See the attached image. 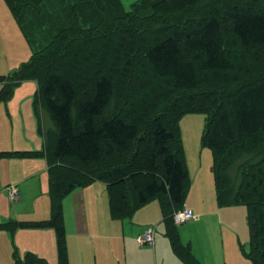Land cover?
Returning <instances> with one entry per match:
<instances>
[{
    "label": "trees",
    "instance_id": "obj_1",
    "mask_svg": "<svg viewBox=\"0 0 264 264\" xmlns=\"http://www.w3.org/2000/svg\"><path fill=\"white\" fill-rule=\"evenodd\" d=\"M5 1L32 53L13 72L0 75V101H8L20 82L35 80L38 84L35 100L42 99L57 132L49 131L41 150L0 151L1 157L45 156L50 199L47 219L10 220L0 227L11 231L19 227L53 228L57 264H69L63 198L76 187L100 180L106 184L113 218L129 217L134 207L154 196L166 197L171 209H163L165 233L173 251L185 264H201L179 239L174 226L173 213L184 206L188 173L180 157L168 147L174 133L164 124L167 116L154 117L153 126L145 136L139 135L135 121L119 113L100 122H96V117L103 113L114 94L116 59L121 57L118 48L131 57L133 49L141 53L143 69L146 67L153 78H168L176 89L195 91L199 71L230 69L231 60L217 17L220 7H206L197 16L189 17L201 0H140L129 11L120 0ZM176 13L180 15L171 25L157 28L159 22L166 24L167 16ZM224 13L242 46L264 44V9L251 10L233 4L226 7ZM113 36L118 41L110 50ZM126 37L130 38L127 44ZM109 52L113 53V66L107 62ZM187 52L199 55L198 62L188 58ZM131 61L132 58H127L118 72L121 79L132 69ZM82 81L85 85L80 86ZM78 84L82 89L79 93ZM215 91L204 90L201 97H184L182 103L174 104L168 113L207 111L203 137L215 161L219 200L246 204L250 231L248 257L253 264H264V252L259 247L264 241V237L261 238L264 160L244 165L241 183L233 193L223 175V169L233 159L228 154L235 144L260 134L264 126V79L235 85L224 97H219ZM77 94L81 97L77 101L76 118H73L72 106ZM51 134L55 138L52 147ZM134 142L136 146L124 164L110 163L101 168L104 159L114 161L116 155L126 154ZM77 164L85 169H79ZM97 165L101 167L94 168ZM14 258V264H49L45 258L31 252L22 260Z\"/></svg>",
    "mask_w": 264,
    "mask_h": 264
},
{
    "label": "rangeland",
    "instance_id": "obj_2",
    "mask_svg": "<svg viewBox=\"0 0 264 264\" xmlns=\"http://www.w3.org/2000/svg\"><path fill=\"white\" fill-rule=\"evenodd\" d=\"M138 1L140 0H120L126 11L131 10L133 4ZM233 4L251 10L264 9V0H201L194 11L189 14V17L191 15L195 17L198 13H202L206 7H220L217 17L221 23L225 49L231 60L230 69L206 73L199 71V82L195 91L176 89L168 78H153L146 67L143 69L141 53H137L133 49L130 53L133 54L131 57L123 54L122 48H118V54L121 57L116 59L118 61L116 62L117 69L113 75L114 94L103 113L96 117V122H100L106 117L119 113L129 120L135 121L139 127V135L145 136L153 126L154 117L163 119V116H167L164 124L174 133V138L168 142V147L180 157L188 173L182 202L184 206L192 209L196 217L191 221L174 224V226L179 239L189 247L193 256L201 264H253L248 257L250 231L247 224L246 204L223 202L218 197L217 181L214 174L215 161L211 149L204 143L203 137L207 111L200 109L187 110L178 114L168 113L174 104L182 103L184 97L186 99H190L191 96L201 97L202 91L210 89L216 90L215 93L219 97H224L235 85L264 79V44L254 46L240 44L231 30L229 19L224 15L225 8L231 7ZM179 15L180 13H176L167 16L169 21L166 24L159 22L160 25L156 27L171 25L172 20H175ZM112 40L110 50L111 47H114L113 44L118 41L114 36ZM129 40L130 38L126 37L125 44ZM31 53L32 48L9 6L5 0H0V75L13 72L20 63L30 58ZM187 57L194 63L199 60V55L194 52H187ZM127 58H132V69H129L123 76L124 79H121L122 76L118 72L122 66H125ZM113 60V53L109 52L107 62L112 64L111 66L115 64L112 63ZM109 68L111 69V67ZM37 85L36 81L22 83L15 89L7 102L0 101V133L5 128H8L10 133V115H12L14 122H18L24 130V140L32 143L34 147H37L38 140H42L34 106L45 108L48 112L41 98L35 100ZM82 85H85L84 82L80 86ZM77 88L78 93L81 92L79 84ZM80 97L81 95L77 94L76 101L73 103V118H76L77 101ZM14 105H19L17 111L14 109ZM27 107H29L28 110H26ZM15 112L18 117H15ZM139 113L141 118H139ZM75 124L79 125L76 120ZM260 132L255 137L237 142L230 151L235 156L228 154L233 159L223 169V175L226 180L225 184L227 187H231L232 193L241 183V170L244 165L264 160V126ZM51 135L50 147L55 139L53 134ZM135 146L136 142L126 154L116 155L115 160L111 162L104 159L102 167L97 165L94 168H103L110 163L111 165L124 164ZM43 147H45L44 141H41L40 148ZM36 162L40 163L41 168L37 171L36 176L27 179L25 184L28 187L26 192L31 199L24 202L21 207L24 213L30 214L35 210L34 203H31L33 198H38L39 203L44 199L49 217L48 174L43 170L44 161L39 159ZM66 163H71V161ZM75 166L85 169L84 166L80 167V164ZM17 184L15 182L10 185ZM42 185L45 186L43 194ZM7 186L0 182V203L5 206H8L9 203L15 205L9 198ZM19 188L23 195L22 187ZM72 191L74 189L63 198L64 201L68 197L66 205L68 212L73 207ZM227 199L230 200V197ZM22 202L16 201V203ZM180 205H174V207ZM163 209H171V204L166 197L157 195L146 203L134 207L128 218L115 219L118 221H114L112 223L114 225L107 226L103 230L92 229L88 233L82 234L75 231L72 234L67 226L66 242L69 264H185L173 251L165 233ZM11 219L31 220L29 218L18 219L17 217ZM147 226H153L156 230L157 244L155 243L154 248L150 245L141 246L137 241V235ZM90 237H93L94 240L93 238L91 240ZM263 237L264 232L261 233V238L263 239ZM42 242L44 247L40 246ZM259 247L264 252V241L260 242ZM27 252L36 255L39 252L38 256L44 257L49 264H57L56 251L51 244L49 233L39 234L38 230L33 227H19L14 231L0 227V264H14L15 256L22 260Z\"/></svg>",
    "mask_w": 264,
    "mask_h": 264
},
{
    "label": "crops",
    "instance_id": "obj_3",
    "mask_svg": "<svg viewBox=\"0 0 264 264\" xmlns=\"http://www.w3.org/2000/svg\"><path fill=\"white\" fill-rule=\"evenodd\" d=\"M29 81H35V80H25L20 82L17 86H15L13 93L20 84ZM1 87L2 84L0 83V89ZM13 107L16 111L19 109V105H14ZM34 107H35L36 116L38 118L40 137H42V140L40 139L37 141V145H36L37 147H34L32 143L24 140L23 128L19 126L18 122H14V120L12 119V115H10V127H11L10 133L8 128L7 129L5 128L0 133V151L31 150V149L41 150L40 148L41 141H44V145H45L49 131H52L56 134L57 130L55 124L52 121L48 112H46L45 108H41L38 106H34ZM28 109L29 107H27L26 110ZM14 115L15 117H18L17 112H15ZM39 159L44 161L43 170L46 171L48 174L47 171L48 163L45 156H39V157H1L0 156V182H2L5 186L15 182L18 183L19 186L18 184L16 186L20 193V198L17 201H23L22 203H16V201H12L13 203H15V205L9 203L8 206L7 205L5 206L4 204L0 203V223H5V222H1L5 220L7 221L13 220L11 219L13 217H17L18 219L29 218L34 221L47 219L46 217H48V210L45 208L44 199H42V202L39 203L38 198L35 197L33 198L31 203H34L33 205H35V210L30 214L24 213L21 207L24 204V202L30 201L31 199L30 197H28V193L26 192L28 187L25 184L27 179L35 177L37 171L41 168L40 163L36 162V160ZM48 183H49V178H48ZM48 183H47V190H48ZM20 186L22 187L23 195H21V192L19 190ZM43 191H45V186L43 187L42 185V194ZM71 193L73 197V207L70 209L69 212L66 209V205L68 203L67 202L68 197L64 199L65 202L62 201L63 202L62 208L64 209L63 210L64 226L66 232H68L67 229L68 227L70 233L72 234H74L75 231L82 234L85 232L88 233L89 230L92 229L103 230L107 226L114 225L112 224L114 223V221L120 220V218H113L111 216L109 210L107 187L103 181L95 180L85 186L76 187L74 188V191H72ZM48 209L50 216V205ZM16 221H21V220H16ZM36 229L38 230L39 234L49 233V237L51 235V244L52 246H54L57 255L56 236L54 229L53 228H36ZM91 236L93 235L91 234ZM92 238L93 237H90L91 240ZM155 243L157 244L154 234V244L151 247L154 248ZM40 246L44 247V243L42 242ZM149 250L152 251L151 249ZM38 254L40 253L37 252V255Z\"/></svg>",
    "mask_w": 264,
    "mask_h": 264
},
{
    "label": "built area",
    "instance_id": "obj_4",
    "mask_svg": "<svg viewBox=\"0 0 264 264\" xmlns=\"http://www.w3.org/2000/svg\"><path fill=\"white\" fill-rule=\"evenodd\" d=\"M8 195L11 201H17L20 198V193L16 185L7 186ZM194 218V213L191 208L183 206L182 208L176 210L173 213V219L176 224H181L186 221H191ZM154 234L155 227L147 226L144 230L137 235V241L140 245H150L154 244Z\"/></svg>",
    "mask_w": 264,
    "mask_h": 264
}]
</instances>
